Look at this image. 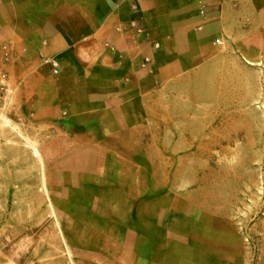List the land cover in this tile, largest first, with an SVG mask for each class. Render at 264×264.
<instances>
[{
    "label": "crops",
    "instance_id": "crops-1",
    "mask_svg": "<svg viewBox=\"0 0 264 264\" xmlns=\"http://www.w3.org/2000/svg\"><path fill=\"white\" fill-rule=\"evenodd\" d=\"M243 36L264 40V0H0V112L90 143L59 154L102 156L72 171L60 200L76 264H228L226 216L185 212L176 194L164 214L157 165L120 156L146 154L131 152L130 129L148 108L220 91Z\"/></svg>",
    "mask_w": 264,
    "mask_h": 264
},
{
    "label": "rangeland",
    "instance_id": "rangeland-1",
    "mask_svg": "<svg viewBox=\"0 0 264 264\" xmlns=\"http://www.w3.org/2000/svg\"><path fill=\"white\" fill-rule=\"evenodd\" d=\"M219 84L220 91L202 92L206 100L200 105L168 98L161 112L148 108L145 128L132 123L130 129L131 152L146 154L120 157L157 165L164 214L176 194L185 212L226 216L228 264H259L264 260V40L243 36L236 50L228 51ZM160 113L162 121H155ZM53 130L36 117L12 121L0 112V264H76L80 256L68 203L60 200L72 193L66 188L72 171L91 167L102 156L59 154L60 148L90 143L60 138ZM154 173L148 170L147 176Z\"/></svg>",
    "mask_w": 264,
    "mask_h": 264
},
{
    "label": "built area",
    "instance_id": "built-area-1",
    "mask_svg": "<svg viewBox=\"0 0 264 264\" xmlns=\"http://www.w3.org/2000/svg\"><path fill=\"white\" fill-rule=\"evenodd\" d=\"M200 13H203V11H201ZM2 49H3V55H4V58H7L6 56V54H7V51H6V47L5 46H2ZM50 63H51V65H52V67H53V73H58L59 71H60V67H59V65H58V62L56 61V60H48ZM148 62V58H144V60H143V65L145 64V63H147Z\"/></svg>",
    "mask_w": 264,
    "mask_h": 264
}]
</instances>
